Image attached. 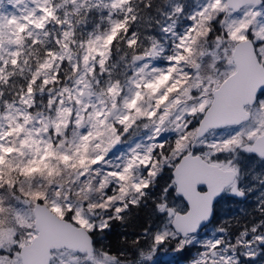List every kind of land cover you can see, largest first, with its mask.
Returning a JSON list of instances; mask_svg holds the SVG:
<instances>
[{
	"label": "snow or ice",
	"instance_id": "obj_1",
	"mask_svg": "<svg viewBox=\"0 0 264 264\" xmlns=\"http://www.w3.org/2000/svg\"><path fill=\"white\" fill-rule=\"evenodd\" d=\"M162 250L264 264V0H0V264Z\"/></svg>",
	"mask_w": 264,
	"mask_h": 264
},
{
	"label": "trees",
	"instance_id": "obj_2",
	"mask_svg": "<svg viewBox=\"0 0 264 264\" xmlns=\"http://www.w3.org/2000/svg\"><path fill=\"white\" fill-rule=\"evenodd\" d=\"M119 231V229H117ZM171 251V250H168ZM167 251H164L166 253ZM158 264H182L184 262H187L184 255L180 253H174L172 252L171 256L165 259L158 258L157 259Z\"/></svg>",
	"mask_w": 264,
	"mask_h": 264
},
{
	"label": "rangeland",
	"instance_id": "obj_3",
	"mask_svg": "<svg viewBox=\"0 0 264 264\" xmlns=\"http://www.w3.org/2000/svg\"><path fill=\"white\" fill-rule=\"evenodd\" d=\"M171 254H172V251H167L166 253H164V251L162 250L161 252H159V253L157 254V259H158V258H161V259L168 258V257L171 256ZM182 264H187V262H184V263H182Z\"/></svg>",
	"mask_w": 264,
	"mask_h": 264
},
{
	"label": "flooded vegetation",
	"instance_id": "obj_4",
	"mask_svg": "<svg viewBox=\"0 0 264 264\" xmlns=\"http://www.w3.org/2000/svg\"><path fill=\"white\" fill-rule=\"evenodd\" d=\"M221 207H222V209H226V208H228V207H232L233 209H235V208L238 207V206H237V205L223 204ZM221 214H223V213H221Z\"/></svg>",
	"mask_w": 264,
	"mask_h": 264
}]
</instances>
